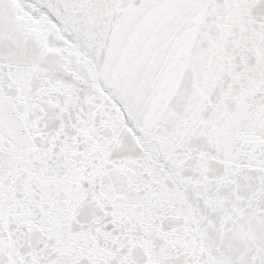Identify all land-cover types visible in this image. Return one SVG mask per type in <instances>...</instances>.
<instances>
[{
	"label": "snow or ice",
	"instance_id": "snow-or-ice-1",
	"mask_svg": "<svg viewBox=\"0 0 264 264\" xmlns=\"http://www.w3.org/2000/svg\"><path fill=\"white\" fill-rule=\"evenodd\" d=\"M0 264H264V0H0Z\"/></svg>",
	"mask_w": 264,
	"mask_h": 264
}]
</instances>
